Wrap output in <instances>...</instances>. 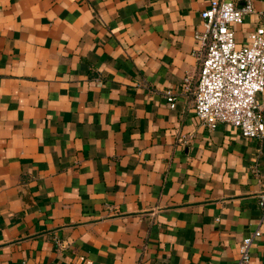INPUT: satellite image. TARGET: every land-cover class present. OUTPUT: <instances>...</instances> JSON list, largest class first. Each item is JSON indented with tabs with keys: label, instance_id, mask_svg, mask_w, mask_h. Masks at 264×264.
<instances>
[{
	"label": "crops",
	"instance_id": "1",
	"mask_svg": "<svg viewBox=\"0 0 264 264\" xmlns=\"http://www.w3.org/2000/svg\"><path fill=\"white\" fill-rule=\"evenodd\" d=\"M209 3L0 0V264H238L257 228L264 264L263 145L194 111Z\"/></svg>",
	"mask_w": 264,
	"mask_h": 264
},
{
	"label": "built area",
	"instance_id": "2",
	"mask_svg": "<svg viewBox=\"0 0 264 264\" xmlns=\"http://www.w3.org/2000/svg\"><path fill=\"white\" fill-rule=\"evenodd\" d=\"M210 0L200 12L201 28L195 30L197 72L193 84L194 111L199 121L208 128L226 122L239 132L264 142V106L257 94L264 89V23L248 34L246 42L235 38L234 24L243 15L254 11L252 0ZM264 14V13H263ZM190 76L183 78L182 86L190 87ZM170 106L174 97L165 92ZM259 203L264 213V193ZM260 235L259 228L245 236L240 243L238 264L249 258L253 237Z\"/></svg>",
	"mask_w": 264,
	"mask_h": 264
},
{
	"label": "water",
	"instance_id": "3",
	"mask_svg": "<svg viewBox=\"0 0 264 264\" xmlns=\"http://www.w3.org/2000/svg\"><path fill=\"white\" fill-rule=\"evenodd\" d=\"M263 149H264V142H263Z\"/></svg>",
	"mask_w": 264,
	"mask_h": 264
}]
</instances>
